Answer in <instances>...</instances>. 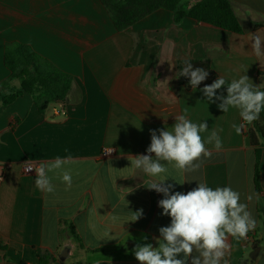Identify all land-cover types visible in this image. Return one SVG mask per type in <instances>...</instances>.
I'll list each match as a JSON object with an SVG mask.
<instances>
[{"label": "crops", "instance_id": "crops-1", "mask_svg": "<svg viewBox=\"0 0 264 264\" xmlns=\"http://www.w3.org/2000/svg\"><path fill=\"white\" fill-rule=\"evenodd\" d=\"M229 2L241 34L192 19L175 25L164 9L117 32L98 0H0V99L19 85L3 64L9 44L27 45L70 80L63 102L43 111L27 94L0 103V162L10 164L0 186V264H39V256L47 257L45 264H62L58 255L65 247V258L71 249L77 252L72 264H140L135 245L158 247L159 228L171 218L158 206L163 194L146 187L151 178L131 168L130 159L147 154L150 130H171L180 114L197 124L206 121L202 138L206 141L216 130L222 147L206 144L211 158H202L198 171L182 176L162 162L168 167L165 183L183 193L196 188L197 181L239 192L256 228L249 239L229 236L225 260L264 264L259 214L264 207V149L257 192L254 151L243 129L238 135L233 128L242 123L239 110L223 112L219 101L207 100L203 87L185 90L176 78L178 61L206 59L216 79L231 82L247 75L264 88V55L257 57L250 47L251 34L264 38V0ZM221 93L227 95L226 87L217 90ZM54 108L66 114L54 115ZM106 148L114 154L103 158ZM57 158L67 163L48 173L54 187L50 193L36 187V174L22 171L25 163ZM63 171L71 174L70 187L62 180ZM174 179L188 181L178 184ZM140 209L143 216L130 221Z\"/></svg>", "mask_w": 264, "mask_h": 264}, {"label": "clouds", "instance_id": "clouds-1", "mask_svg": "<svg viewBox=\"0 0 264 264\" xmlns=\"http://www.w3.org/2000/svg\"><path fill=\"white\" fill-rule=\"evenodd\" d=\"M250 47L257 57L264 55V38L256 33L251 34ZM208 75L204 68H194L187 61L179 73V77L189 79L193 91ZM250 81L247 75L231 82L219 76L201 89L209 102L219 101L217 107L223 112H227L230 107L239 110L242 123L233 124L238 135L245 124L250 125L258 120L264 111V90ZM224 87L227 95H217V90ZM207 130L206 121L197 124L189 120L186 114L176 115L171 130H150L151 143L146 149L147 154H137L130 159L131 168L151 178L146 187L163 194L158 206L163 209L162 215L171 218L168 226L159 228L160 236L156 238L158 247H153L151 243L135 245L133 253L140 264H188L190 258L191 264H222V261L227 264L225 257L230 251L229 236L246 239L248 233L256 228L248 204L241 202L240 193L230 186L213 189L206 182L197 181L196 188L183 193L172 191L174 185L165 183L169 179L166 163L171 164L182 176L186 172L198 171L202 158H211L212 151L206 144H213L216 150L222 147L216 130L210 133L206 141L202 138L201 133ZM66 163L67 160L57 158L54 162L36 165V187L43 192H52L54 187L48 173L62 169ZM62 180L71 186L69 171H63ZM175 181L183 184L188 180ZM247 199L251 201L252 196ZM133 213L132 222L143 216L142 209Z\"/></svg>", "mask_w": 264, "mask_h": 264}, {"label": "trees", "instance_id": "trees-1", "mask_svg": "<svg viewBox=\"0 0 264 264\" xmlns=\"http://www.w3.org/2000/svg\"><path fill=\"white\" fill-rule=\"evenodd\" d=\"M104 7L110 21L117 32H121L145 18L158 9H164L171 14L172 23L180 24L184 19H192L196 23H203L231 33L241 34L242 28L235 16L229 0H98ZM259 25H254L258 28ZM191 62L193 67L204 68L209 75L197 88L211 84L216 79V73L211 69L209 61L181 60L176 63V78L185 90L192 89L187 77L180 76V70L185 62ZM3 64L10 72L9 79L18 80V88L12 89L1 97L0 103L7 105L22 94L31 97L38 110L43 111L50 104L63 102L68 89L69 77L52 69L45 60L36 54L30 47L13 43L6 45L3 54ZM261 90H264L262 88ZM244 135L254 151V186H258V164L262 149H264V111L260 118L252 124H247ZM261 226L264 227V207L259 208ZM70 234L81 248V240L70 228ZM46 256H39V264H45Z\"/></svg>", "mask_w": 264, "mask_h": 264}, {"label": "built area", "instance_id": "built-area-1", "mask_svg": "<svg viewBox=\"0 0 264 264\" xmlns=\"http://www.w3.org/2000/svg\"><path fill=\"white\" fill-rule=\"evenodd\" d=\"M53 114L54 115H62L64 116L66 113L64 110L62 109H57V108H54L53 109ZM247 124H245V127L243 128V131H247ZM114 154V149H111V148H106V149H103L101 151V154L100 156L101 157H107V156H110V155H113ZM39 163H25L23 166H22V171L24 174H36L35 172V166L38 165ZM10 168V164L9 163H2L0 162V186H1V183H2V180H3V177H4V174L5 172ZM250 236L247 235V238L246 239H249Z\"/></svg>", "mask_w": 264, "mask_h": 264}, {"label": "rangeland", "instance_id": "rangeland-1", "mask_svg": "<svg viewBox=\"0 0 264 264\" xmlns=\"http://www.w3.org/2000/svg\"><path fill=\"white\" fill-rule=\"evenodd\" d=\"M64 249H67V248L65 247ZM64 249L59 253V255L63 254ZM76 254H77V252H75L71 249V252H70L68 258L62 259V264H72V262H74V257ZM59 255H58V258H59Z\"/></svg>", "mask_w": 264, "mask_h": 264}, {"label": "water", "instance_id": "water-1", "mask_svg": "<svg viewBox=\"0 0 264 264\" xmlns=\"http://www.w3.org/2000/svg\"><path fill=\"white\" fill-rule=\"evenodd\" d=\"M67 252H68L67 249H64L63 254L59 255V259H61V260L64 259L65 256L67 255ZM257 252H258V249H256L254 251V254L253 255H250V257L251 258H254Z\"/></svg>", "mask_w": 264, "mask_h": 264}]
</instances>
